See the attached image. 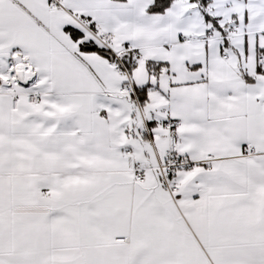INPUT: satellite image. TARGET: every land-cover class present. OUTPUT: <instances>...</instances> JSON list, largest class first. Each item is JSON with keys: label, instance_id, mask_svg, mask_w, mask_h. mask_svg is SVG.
Wrapping results in <instances>:
<instances>
[{"label": "snow or ice", "instance_id": "obj_1", "mask_svg": "<svg viewBox=\"0 0 264 264\" xmlns=\"http://www.w3.org/2000/svg\"><path fill=\"white\" fill-rule=\"evenodd\" d=\"M0 264H264V0H0Z\"/></svg>", "mask_w": 264, "mask_h": 264}]
</instances>
